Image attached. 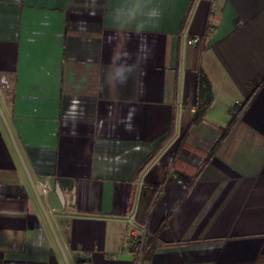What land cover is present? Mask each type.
Wrapping results in <instances>:
<instances>
[{
	"label": "crops",
	"instance_id": "1",
	"mask_svg": "<svg viewBox=\"0 0 264 264\" xmlns=\"http://www.w3.org/2000/svg\"><path fill=\"white\" fill-rule=\"evenodd\" d=\"M261 76L264 0H0V110L70 264H133L150 187L148 264H264ZM0 264H65L1 116Z\"/></svg>",
	"mask_w": 264,
	"mask_h": 264
},
{
	"label": "built area",
	"instance_id": "2",
	"mask_svg": "<svg viewBox=\"0 0 264 264\" xmlns=\"http://www.w3.org/2000/svg\"><path fill=\"white\" fill-rule=\"evenodd\" d=\"M211 30L210 25L206 27V31L202 35H195L188 37L184 35L187 45H197L205 38L206 33ZM197 109V103L191 106L190 111L195 113ZM35 189L39 196L45 195L51 189V185L48 180H41L35 183ZM125 223L127 230L125 233L124 244L121 251H124L130 255L133 259V264H148L146 259V250L149 244V231L146 225H139L135 220V214L133 212L128 213L125 216Z\"/></svg>",
	"mask_w": 264,
	"mask_h": 264
},
{
	"label": "trees",
	"instance_id": "3",
	"mask_svg": "<svg viewBox=\"0 0 264 264\" xmlns=\"http://www.w3.org/2000/svg\"><path fill=\"white\" fill-rule=\"evenodd\" d=\"M264 82V76L258 77L255 80V89L257 90ZM197 109L194 114L193 122L197 123L203 115L206 113L208 108L213 103V96H212V88L209 79L207 76L199 72L198 75V91H197ZM248 102H245L241 109L238 110L237 114H235L231 121L229 122L228 128L234 125V123L237 121V119L240 116L241 110L245 108ZM159 189L156 187H150L147 190H143L140 194L137 212L135 215V220L139 225H146V217H147V211L148 208L153 205L157 195H158ZM149 249H151L148 246V249L146 250L145 256L147 257L149 254Z\"/></svg>",
	"mask_w": 264,
	"mask_h": 264
},
{
	"label": "water",
	"instance_id": "4",
	"mask_svg": "<svg viewBox=\"0 0 264 264\" xmlns=\"http://www.w3.org/2000/svg\"><path fill=\"white\" fill-rule=\"evenodd\" d=\"M0 116H1V118H2V120H3V123H4V125H5V127H6V129H7V131H8V133H9L10 140H11L12 145H13V147H14V149H15L17 155H18V158H19V160H20V162H21V164H22V166H23V168H24V170H25V173H26V175H27L28 181H29V183H30V188H31V191H32V193H33V196H34L36 202L38 203V205H39V207H40V209H41V211H42V213H43V215H44V218H45V220H46V222H47V224H48V226H49V228H50V231H51V233H52V235H53V237H54V240H55V242H56V245H57V247H58V249H59V251H60V253H61V255H62V258H63L65 264H70L69 261H68V259H67V257H66V254H65V252H64V250H63V247H62V245L60 244V241H59V239H58V236H57V234H56V232H55V230H54V227H53V224H52L51 218H50V216H49L48 210L46 209V207H45L44 204L42 203V200H41L40 196H39V195L37 194V192H36L35 184H34V182L32 181V179H31V177H30V175H29V173H28V170L26 169V166H25L24 163H23L22 157H21V155H20V153H19V150H18V148H17V146H16V143H15V141H14V138H13V136H12V134H11V131H10L9 127H8V124H7V122H6L5 118H4V116H3L2 112H1V110H0ZM55 194H56V196L58 197V200H59L61 206H63V205H64V197H63V193H62V191L59 189L58 186H55Z\"/></svg>",
	"mask_w": 264,
	"mask_h": 264
}]
</instances>
